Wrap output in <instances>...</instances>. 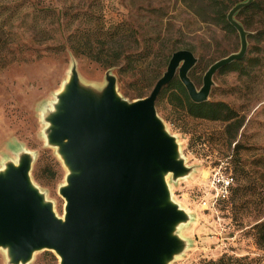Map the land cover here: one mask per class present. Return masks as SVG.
Wrapping results in <instances>:
<instances>
[{
    "label": "rangeland",
    "instance_id": "1",
    "mask_svg": "<svg viewBox=\"0 0 264 264\" xmlns=\"http://www.w3.org/2000/svg\"><path fill=\"white\" fill-rule=\"evenodd\" d=\"M236 19L248 35L264 29V11ZM80 34L81 43L93 42L97 53L111 37L107 46L121 59L107 69L74 54L70 43ZM246 43L241 64L217 71L208 95V101L225 103L243 120L234 141L223 122L192 119L165 98L155 106L186 169L183 177H165L172 202L186 214L174 231L182 250L170 264H204L221 256L264 264V250L254 245L251 229L256 210L264 211V41L248 36ZM239 48L236 32L196 17L181 0H0V171L29 155L32 184L62 218L59 189L67 170L57 149L46 143V120L72 68L80 86L97 93L106 76H113L118 96L132 102L149 94L153 75L165 70L173 52L193 54L196 63L188 76L199 89L207 69ZM231 177L241 198L235 206L220 198L223 188L217 183ZM0 264H9L2 249ZM27 264L59 260L38 251Z\"/></svg>",
    "mask_w": 264,
    "mask_h": 264
},
{
    "label": "water",
    "instance_id": "2",
    "mask_svg": "<svg viewBox=\"0 0 264 264\" xmlns=\"http://www.w3.org/2000/svg\"><path fill=\"white\" fill-rule=\"evenodd\" d=\"M252 2L228 11L239 51L214 62L199 89L188 76L196 63L188 50L172 53L149 94L132 102L118 96L113 76L97 93L81 87L70 70L46 120V143L67 170L59 189L63 216L54 215L32 184L29 155L6 165L0 171V249L9 264H27L38 251L54 253L59 264L171 263L182 250L174 231L186 214L172 202L165 177H183L186 169L155 104L175 78L191 102L208 101L214 74L246 53L248 33L235 14Z\"/></svg>",
    "mask_w": 264,
    "mask_h": 264
},
{
    "label": "trees",
    "instance_id": "3",
    "mask_svg": "<svg viewBox=\"0 0 264 264\" xmlns=\"http://www.w3.org/2000/svg\"><path fill=\"white\" fill-rule=\"evenodd\" d=\"M181 1L182 3L186 4V6L192 11V13L196 17L204 21H209L210 23L219 26L222 30L226 32L233 33L235 32V30L227 23L226 15L232 7H234L239 3L245 2L246 0H181ZM263 11H264L263 4L259 0H253V2L249 6L240 9L235 14V18L243 14L257 15ZM240 24L243 27V24L242 23ZM81 35L82 37H80ZM80 36L76 37L75 40V35H74V41L70 43V49L74 54H82L89 60L107 69L114 67L115 64H117L121 59L119 54L111 51V49H109L107 46L108 43L110 42L111 37H107L106 39H104V44L101 45V49L104 48V46L106 45L105 51H101V53H97V52H93V46H92L93 42H90L88 40L81 43V40L84 39L83 38L84 35L80 34ZM248 36L250 38H258L259 40L264 41V29L256 31L254 35L251 34V35H247V37ZM80 38L82 39L80 40ZM129 58L132 57L129 56L128 59ZM242 59L240 61L233 62L221 68L220 70H218V72H222L228 69H232V70L236 69L241 64ZM131 61L132 60L129 59V62ZM167 63L168 60L166 61V64ZM161 74L159 75L157 73L153 75L152 79L154 83L161 76ZM141 98H144L142 97V93L139 94L138 96V99ZM163 98H165L166 101H168V103L172 105L174 108L182 110L188 117L192 119L212 121V122L219 121L225 123L226 124L225 135L228 137V139L232 141L235 140L238 130L242 127L243 120L237 119L236 113L225 103L207 101L204 103L195 104L191 102L187 96L184 87L178 81L177 78H175L168 86L163 88V90L161 91L160 95L157 98L155 106L161 103ZM229 171L232 174L234 173L233 169L232 171L231 169ZM230 186L232 187V184ZM231 187H229L228 190L229 194L227 196L225 203L230 206H235V203L237 201H240L241 198L237 197V193L239 192L237 187L234 188ZM260 196H262V193H260ZM242 204L245 203L243 202ZM256 211H257V215L255 216L256 221L255 224H253L251 227L253 231L254 245L258 249L264 250V211H261L260 209ZM244 261H245L244 258L237 259L230 256H221L219 259L215 261L212 260L206 261L204 264H247Z\"/></svg>",
    "mask_w": 264,
    "mask_h": 264
},
{
    "label": "built area",
    "instance_id": "4",
    "mask_svg": "<svg viewBox=\"0 0 264 264\" xmlns=\"http://www.w3.org/2000/svg\"><path fill=\"white\" fill-rule=\"evenodd\" d=\"M217 183H221L222 185V188H223V193H221L219 196H220V198L221 199H226L227 198V195H226V192H227V187L228 186H230L231 184L230 183H232V179H224V181H219L218 179H217Z\"/></svg>",
    "mask_w": 264,
    "mask_h": 264
},
{
    "label": "bare ground",
    "instance_id": "5",
    "mask_svg": "<svg viewBox=\"0 0 264 264\" xmlns=\"http://www.w3.org/2000/svg\"><path fill=\"white\" fill-rule=\"evenodd\" d=\"M66 83H67V82H66ZM64 84H65V83H64ZM83 84H84V83H83ZM86 84H87V83H86ZM84 86H85V85H84ZM61 87H63V86H61ZM61 87H60V88H61ZM96 87H97V86H96ZM59 90H60V89H59ZM57 93H58V92H57ZM55 102H56V100H55ZM55 102H54V103H55ZM54 103H53V105H54ZM178 208H179V207H178ZM179 209H180V208H179ZM19 264H20V263H19Z\"/></svg>",
    "mask_w": 264,
    "mask_h": 264
}]
</instances>
